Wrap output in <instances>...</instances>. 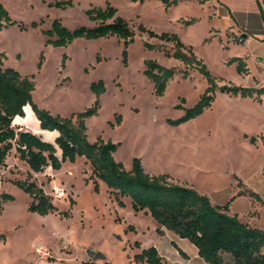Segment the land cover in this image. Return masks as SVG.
<instances>
[{
	"label": "rangeland",
	"instance_id": "374dc122",
	"mask_svg": "<svg viewBox=\"0 0 264 264\" xmlns=\"http://www.w3.org/2000/svg\"><path fill=\"white\" fill-rule=\"evenodd\" d=\"M58 1L61 0H0L12 19L27 27L21 30L17 24L0 30V53L7 57L4 65L35 76L33 95L39 107L53 115L70 117L93 105L91 84L104 80L107 91L101 96L99 114L86 121L87 135L91 142L103 138L120 143L115 158L128 170L134 158H141L147 172L170 174L174 182L195 188L214 203L230 201L239 181L242 189L250 188L264 197V135L258 133L264 132V105L241 102L239 97L217 92L215 102L204 114L182 125H171L169 119L185 114L179 106L193 107L208 82L197 70L190 71L188 78L179 73L169 82L166 94L157 96L154 84L144 74L145 61L156 60L177 70H183L184 65L166 56L165 51H174L172 42L151 37L139 28L143 25L158 34H177L183 43L193 46L220 85L261 88L264 72L254 75L249 69L239 74L237 64L228 63L243 55L245 46L240 35L224 30V20L217 19L214 25L220 30L209 31L207 7L195 4L167 7L151 0H73L74 5L67 8L51 5ZM220 1L236 9L256 8L253 0ZM108 4L116 7L118 15L136 32L135 42L128 47V65L123 61L124 42L117 37L80 38L67 47L47 44L44 31L51 28L54 20L60 19L70 29L93 27L96 23L86 10L94 6L106 8ZM217 8L221 15L226 14L221 5ZM211 12L217 16L214 10ZM177 16L173 23L168 21ZM187 17L201 21L186 25ZM35 22L37 27L33 26ZM145 42L162 45L165 51L148 49ZM120 115L122 123L118 124ZM13 124L17 129L32 131L37 119L28 109L27 116L15 118ZM41 130L33 132L48 134ZM243 131L255 134L256 144ZM58 154L61 156L60 151ZM29 175L52 196L58 211L48 216L28 211L32 198L13 181L26 180ZM94 180L85 158L64 163L57 171L49 166L43 172L31 173L14 149L7 166L0 168V239L6 241L5 246L0 242V264H134V255L140 253L135 243L152 245L158 239L157 223L150 215L136 213L130 199L121 207L103 181L98 180L96 191ZM55 187L63 189L65 195L57 197ZM4 192L15 200L5 202ZM259 202L260 223H264V204ZM247 206L248 198H240L235 204L240 209ZM64 211H70L71 216L61 215ZM256 215L257 211H250L248 216ZM40 246L48 247L53 258H41L36 252Z\"/></svg>",
	"mask_w": 264,
	"mask_h": 264
},
{
	"label": "trees",
	"instance_id": "16d2710c",
	"mask_svg": "<svg viewBox=\"0 0 264 264\" xmlns=\"http://www.w3.org/2000/svg\"><path fill=\"white\" fill-rule=\"evenodd\" d=\"M134 1L144 3L147 0ZM158 1L170 7L178 5L183 0ZM256 1L264 19V0ZM51 5L67 8L73 6L74 2L61 0ZM86 14L96 23L95 26L70 29L60 19H56L51 28L44 31L48 37L47 44L67 47L80 38L97 40L117 37L124 42L123 61L128 65V47L135 42L136 32L124 18L118 15V9L111 4L106 8L94 6L86 10ZM197 21V18H190L184 23L191 25ZM17 24L9 10L0 3V30ZM18 25L21 30H27L25 25ZM33 26L37 27L38 24L35 22ZM139 29L141 32H147L151 37L172 42L173 52L165 51L162 45L150 42H145L144 45L148 49L165 51L166 56L175 58L184 65L183 70H177L175 67H166L156 60L145 61L144 74L154 84L157 96L166 94L169 82L179 73H182L184 78H188L190 71L197 70L208 82L207 89L193 107L179 106L185 109V114L175 120L169 119L171 125L179 126L204 114L215 102L217 92L243 98L255 97L258 102H262L264 86L254 88L227 83L220 85L204 60L197 56L193 46L183 43L177 34L168 32L158 34L143 25ZM6 58L4 53H0V168L7 166V159L14 149L20 159L27 163L29 169L36 173L43 172L49 166L54 170H60L66 162L76 163L79 158H85L92 169V177L96 179L94 180L96 191H99L98 180H101L121 207L126 206L123 199L130 198L136 213L145 212L155 219L159 224L157 228L159 234H163V227L181 238L188 239L198 248L199 255L208 264H264V228L243 222L238 214H229L230 205L236 196L224 205L214 204L209 196L195 188L174 182L170 174L157 175L147 172L141 158H134L132 168L128 170L115 158L120 143L106 141L103 138L95 142L89 140L86 121L99 114L101 96L107 91L104 80L91 84V90L95 94L91 107L73 113L70 117L53 115L50 111L39 107L34 100L35 76L23 75L17 69L4 65ZM42 59L43 55L39 67L42 66ZM66 59L67 55L64 56L63 67L66 66ZM100 60L101 58H98V61ZM228 63L237 64L236 69L239 74L249 72L247 63L242 57H233ZM28 109L40 122L42 130L58 132L54 143L44 140L29 129H17L14 126L15 118L19 116L25 118ZM117 123H122L121 115ZM250 141L256 144L257 139L251 137ZM59 151L61 156L58 154ZM13 184L32 198L28 206L29 212L48 216L58 211L52 196L32 180L31 175L26 180H14ZM238 186L243 187L241 181ZM238 195H248L264 204L261 196L251 189L244 188ZM2 197L5 202L15 200V197L9 193H3ZM71 204L74 205L75 200H72ZM60 214L64 217L71 216L70 211ZM132 227L135 230V227ZM135 246L141 248L140 242L137 241ZM179 250L186 255L181 249ZM133 262L134 264H168L155 246L143 248L140 253L134 255Z\"/></svg>",
	"mask_w": 264,
	"mask_h": 264
},
{
	"label": "crops",
	"instance_id": "0c3cea01",
	"mask_svg": "<svg viewBox=\"0 0 264 264\" xmlns=\"http://www.w3.org/2000/svg\"><path fill=\"white\" fill-rule=\"evenodd\" d=\"M151 1L157 2L158 0H151ZM201 1H204V3H201ZM253 1L256 3V8L254 10H250V11L232 8L231 6L225 4L224 2H222L220 0H183L175 7H179V6H182V5L187 4V3L199 5L202 8L207 7L208 13L205 17L208 19L209 23L211 24L209 31L213 30V29L220 30V28L216 27L214 25V23L217 20H220V21L224 20V22H225L224 30L230 29L236 35H240L241 38L243 39L242 45H244L245 47L243 49V55L241 57L244 58V60L246 61L248 68L250 69V71L254 75H260L262 72H264V19H263V16L259 10L257 1L256 0H253ZM158 3L161 4L162 2L158 1ZM219 5H221L226 10V14L221 15L219 8H217ZM211 10H214V12L217 13V16H214L213 13L211 12ZM190 18H197V17H187L186 19L188 20ZM177 19H178V16L173 17V18L170 17L168 21L170 23H173ZM197 19H198V21L195 24H198L201 21L200 18H197ZM220 34L222 35L223 32H220ZM254 88H258V87H254ZM263 96L261 97L262 98L261 103L258 102V100L255 97L251 98V100L248 99L250 97H247V98H243L241 96H235V97H239V98H237V100L241 101V102L247 100V101L256 103L260 106H263L264 105ZM25 114H26V112H25ZM19 117L23 119V117H21V116H19ZM21 129H24V128H21ZM36 129L41 130L40 122H38V121H37V126L33 125L32 132ZM41 131H43L44 133H48V134H46L47 136L45 134H39V133L35 132L36 135H38V136L42 137L44 140L52 142V143H54L55 138L58 136L57 131H48V130H41ZM243 133L245 134L246 137H248L249 135H250L249 138L255 137L254 136L255 134H252L251 132L249 133L248 131H243ZM258 133H263V135H264L263 131H260ZM30 172L36 173V172L31 171V170H30ZM100 181L101 180H99V182ZM248 189H250V188H248ZM241 190H242V188L238 187V190L233 195V197L234 196H236V197L234 198V200L232 201V203L230 205L229 214H231V215L238 214L239 218L243 222L249 223L250 225H252L254 227L264 228V225H260V224H264V223H260L261 219H262V214H261V211L259 208L261 205L260 202L257 199L252 198L248 195H240L239 196L238 193ZM4 193H7V192H4ZM256 193H258L260 195L259 192H256ZM260 196L264 200V197L262 195H260ZM240 198H248L247 208L240 209L238 207H235L236 202ZM126 199H130V198H124L123 199L125 204L128 203ZM214 204L224 205L223 203H214ZM250 211H257L258 215L254 216V217H249L248 215H249ZM139 213H144L145 215H149V214H146L145 212H139ZM157 228H159L158 223L156 225V231H157ZM162 230H163V234H159L157 232L158 233V239L152 245L149 244L148 246H145L142 242L139 241L141 244V248H138L139 251H141L143 248H146V247L155 246L158 249L160 255L164 258L165 261L168 262V264H208L199 255L198 248L193 243H191L188 239L181 238L179 235H177L173 231L167 230L163 227H162ZM134 231H137L136 227H135ZM3 235H4V233L1 234V236H3ZM7 240H8L7 243L9 244V241H10L9 237L7 238ZM0 242H2L3 245L5 246L6 241H2V239H0ZM179 249H181L186 255H183Z\"/></svg>",
	"mask_w": 264,
	"mask_h": 264
},
{
	"label": "built area",
	"instance_id": "2783aa9c",
	"mask_svg": "<svg viewBox=\"0 0 264 264\" xmlns=\"http://www.w3.org/2000/svg\"><path fill=\"white\" fill-rule=\"evenodd\" d=\"M240 41L243 42V39L240 38ZM54 191H55L54 194L57 197H63L65 195V191L63 189H61V188L55 187ZM36 252L43 259L53 258V254H52L51 250L48 247H46V246L38 247L36 249Z\"/></svg>",
	"mask_w": 264,
	"mask_h": 264
},
{
	"label": "water",
	"instance_id": "95a60500",
	"mask_svg": "<svg viewBox=\"0 0 264 264\" xmlns=\"http://www.w3.org/2000/svg\"><path fill=\"white\" fill-rule=\"evenodd\" d=\"M98 256H101V253H99Z\"/></svg>",
	"mask_w": 264,
	"mask_h": 264
}]
</instances>
